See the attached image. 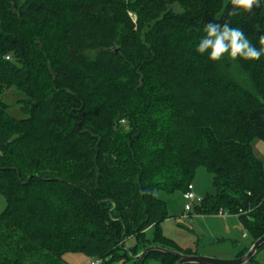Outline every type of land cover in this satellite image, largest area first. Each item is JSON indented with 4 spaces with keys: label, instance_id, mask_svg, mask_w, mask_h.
<instances>
[{
    "label": "trees",
    "instance_id": "trees-1",
    "mask_svg": "<svg viewBox=\"0 0 264 264\" xmlns=\"http://www.w3.org/2000/svg\"><path fill=\"white\" fill-rule=\"evenodd\" d=\"M229 7L0 0V264H72L66 253L138 264L151 246L198 255L165 234L172 215L160 192L184 198L200 167L215 193L192 211L238 217L253 239L239 258L264 236V163L253 145L264 140V56L194 51L200 21L224 22ZM231 22L255 44L264 8ZM14 86L26 95L23 119L3 101ZM179 260L152 251L140 264Z\"/></svg>",
    "mask_w": 264,
    "mask_h": 264
},
{
    "label": "rangeland",
    "instance_id": "rangeland-1",
    "mask_svg": "<svg viewBox=\"0 0 264 264\" xmlns=\"http://www.w3.org/2000/svg\"><path fill=\"white\" fill-rule=\"evenodd\" d=\"M228 2L229 0H225V6ZM25 97V93L16 86L6 89L3 94V101L8 104L9 113L18 119L27 117L20 106V101ZM253 145L257 157L264 163V140H256ZM194 183L197 185L196 193H199L198 197L200 198L208 193H215L212 174L205 167L198 169ZM160 198L168 202L172 215V218L163 224L165 234L178 241L183 248L196 250L199 256L220 260L236 259L234 255L250 246L253 240L250 233L234 217L228 215L201 216L193 211H186L188 202L180 192L174 195L160 192ZM0 202L2 203L1 213L6 207V201L2 197ZM154 231V228H150L147 231L148 237H153ZM222 239L224 241H221ZM135 245L136 238L130 237L126 240L125 247L127 249ZM64 258L72 264H91L93 261L81 253H66ZM255 259L260 264H264V247L255 255ZM115 264L124 263L117 262ZM151 264L161 263L152 261Z\"/></svg>",
    "mask_w": 264,
    "mask_h": 264
},
{
    "label": "clouds",
    "instance_id": "clouds-1",
    "mask_svg": "<svg viewBox=\"0 0 264 264\" xmlns=\"http://www.w3.org/2000/svg\"><path fill=\"white\" fill-rule=\"evenodd\" d=\"M254 8H264V0H230L227 9L228 20L200 21L197 28L200 36L195 42L194 51L212 61H218L225 54L231 58L258 60L264 56V25L258 24V40L253 43L242 27L234 26L231 18L239 13L253 14Z\"/></svg>",
    "mask_w": 264,
    "mask_h": 264
},
{
    "label": "water",
    "instance_id": "water-1",
    "mask_svg": "<svg viewBox=\"0 0 264 264\" xmlns=\"http://www.w3.org/2000/svg\"><path fill=\"white\" fill-rule=\"evenodd\" d=\"M262 245H264V236L261 237L259 240H257L253 244V246L251 247V249L245 256L232 259V260H220V259L203 257L199 255H186V254H182L179 252L165 249L163 247L151 246L139 255L138 264H140L146 258V256L152 251H160L163 253L176 255L180 258L178 264H190V263H193V264H249L251 259L256 255V253L259 251Z\"/></svg>",
    "mask_w": 264,
    "mask_h": 264
},
{
    "label": "built area",
    "instance_id": "built-area-1",
    "mask_svg": "<svg viewBox=\"0 0 264 264\" xmlns=\"http://www.w3.org/2000/svg\"><path fill=\"white\" fill-rule=\"evenodd\" d=\"M7 59H10L9 56H7ZM184 198L187 200L186 204V211L190 212L192 211L193 207L196 203L201 202L202 198L198 197V195L195 192V186L194 184H191L189 186V189L184 194ZM102 260L100 259H94L91 264H101Z\"/></svg>",
    "mask_w": 264,
    "mask_h": 264
},
{
    "label": "crops",
    "instance_id": "crops-1",
    "mask_svg": "<svg viewBox=\"0 0 264 264\" xmlns=\"http://www.w3.org/2000/svg\"><path fill=\"white\" fill-rule=\"evenodd\" d=\"M194 186H195V192H197V185L196 184H194ZM197 195L199 194V193H196ZM2 195L0 194V199H2ZM3 200H4V198H3ZM2 201V200H1ZM1 205H2V203L0 202V208H1ZM230 217H234V218H236V219H238V217H236V216H230ZM239 220V219H238ZM235 251V250H234ZM242 251V250H241ZM240 251V252H241ZM240 252H237V254L236 255H234V257H236V258H239L238 257V255L240 254Z\"/></svg>",
    "mask_w": 264,
    "mask_h": 264
}]
</instances>
